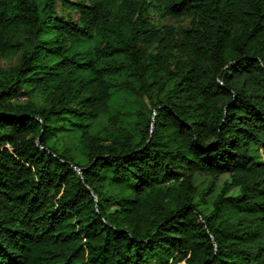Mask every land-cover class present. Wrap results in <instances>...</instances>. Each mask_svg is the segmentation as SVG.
<instances>
[{
    "label": "trees",
    "instance_id": "16d2710c",
    "mask_svg": "<svg viewBox=\"0 0 264 264\" xmlns=\"http://www.w3.org/2000/svg\"><path fill=\"white\" fill-rule=\"evenodd\" d=\"M261 149L264 0H0V264H264Z\"/></svg>",
    "mask_w": 264,
    "mask_h": 264
},
{
    "label": "rangeland",
    "instance_id": "374dc122",
    "mask_svg": "<svg viewBox=\"0 0 264 264\" xmlns=\"http://www.w3.org/2000/svg\"><path fill=\"white\" fill-rule=\"evenodd\" d=\"M68 14V13H67ZM74 20H77L79 18L78 13L73 14ZM152 22L154 25L157 26H166V27H172L175 29H179L181 27H186L188 25L189 20L185 17L182 18H172V17H164L160 15L159 13H153L152 14ZM18 61V58H14L12 60H4L2 62V65L4 68H9L11 66H14ZM28 98L25 101L18 100V103H27L30 101L37 100L35 95H26ZM38 97V96H37ZM41 100L38 98V102ZM122 133H125V130L121 129L117 122H109L107 120H100V124L95 129V136H97L101 143L103 144H110L114 142V140L120 139L121 136H123ZM260 155L262 157V160H264V149H261ZM196 185L198 186L199 190L201 192H208L207 188L211 187V182L213 179L209 177L206 174H197L196 176ZM215 188L217 190H221L224 187L229 186V189L226 192V196H234L238 194V188L231 185V179L229 175L225 174L222 175L218 180L215 181ZM115 206H107V211L114 210Z\"/></svg>",
    "mask_w": 264,
    "mask_h": 264
},
{
    "label": "built area",
    "instance_id": "2783aa9c",
    "mask_svg": "<svg viewBox=\"0 0 264 264\" xmlns=\"http://www.w3.org/2000/svg\"><path fill=\"white\" fill-rule=\"evenodd\" d=\"M19 100H21V101H25V100H27V97H25V96L20 97ZM6 147L10 148V145L7 144Z\"/></svg>",
    "mask_w": 264,
    "mask_h": 264
}]
</instances>
